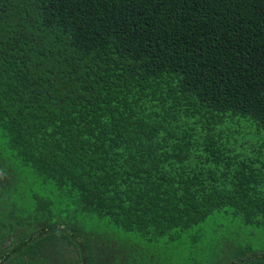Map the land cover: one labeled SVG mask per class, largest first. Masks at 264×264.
I'll use <instances>...</instances> for the list:
<instances>
[{
    "label": "trees",
    "instance_id": "obj_1",
    "mask_svg": "<svg viewBox=\"0 0 264 264\" xmlns=\"http://www.w3.org/2000/svg\"><path fill=\"white\" fill-rule=\"evenodd\" d=\"M0 264H264V0H0Z\"/></svg>",
    "mask_w": 264,
    "mask_h": 264
},
{
    "label": "rangeland",
    "instance_id": "obj_2",
    "mask_svg": "<svg viewBox=\"0 0 264 264\" xmlns=\"http://www.w3.org/2000/svg\"><path fill=\"white\" fill-rule=\"evenodd\" d=\"M223 222H226V220L223 219ZM231 225L232 223L230 221H227V226L225 227V230L232 231L233 229H235V228H232Z\"/></svg>",
    "mask_w": 264,
    "mask_h": 264
}]
</instances>
